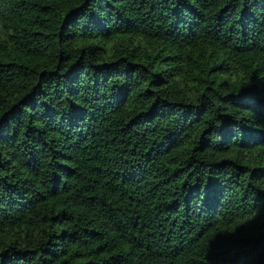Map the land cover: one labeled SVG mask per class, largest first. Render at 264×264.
I'll return each mask as SVG.
<instances>
[{
  "label": "trees",
  "instance_id": "obj_1",
  "mask_svg": "<svg viewBox=\"0 0 264 264\" xmlns=\"http://www.w3.org/2000/svg\"><path fill=\"white\" fill-rule=\"evenodd\" d=\"M264 0H0V264H264Z\"/></svg>",
  "mask_w": 264,
  "mask_h": 264
},
{
  "label": "snow or ice",
  "instance_id": "obj_2",
  "mask_svg": "<svg viewBox=\"0 0 264 264\" xmlns=\"http://www.w3.org/2000/svg\"><path fill=\"white\" fill-rule=\"evenodd\" d=\"M262 118H264V114H262Z\"/></svg>",
  "mask_w": 264,
  "mask_h": 264
}]
</instances>
